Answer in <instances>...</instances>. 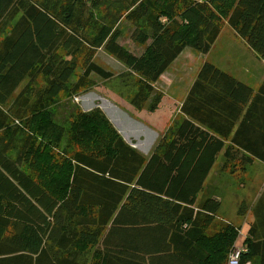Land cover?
<instances>
[{"label": "trees", "instance_id": "16d2710c", "mask_svg": "<svg viewBox=\"0 0 264 264\" xmlns=\"http://www.w3.org/2000/svg\"><path fill=\"white\" fill-rule=\"evenodd\" d=\"M122 21L141 55L119 43ZM224 23L264 61V0H0V264H72L63 250L86 253L106 232L148 235L115 241L126 264L227 262L240 229L226 223L209 236L197 219L205 210L212 220L221 203L210 197L202 211L193 207L247 106L232 142L264 163V82L254 94L206 62L182 104L184 119L148 159L100 108L73 103L96 87L93 76L114 77L95 62L102 49L126 68L119 76L129 103L155 111V84L185 49L207 55ZM63 104L71 112L60 123L52 109ZM130 204L150 218L122 223ZM252 212L238 264H264V193Z\"/></svg>", "mask_w": 264, "mask_h": 264}, {"label": "crops", "instance_id": "0c3cea01", "mask_svg": "<svg viewBox=\"0 0 264 264\" xmlns=\"http://www.w3.org/2000/svg\"><path fill=\"white\" fill-rule=\"evenodd\" d=\"M232 34H235V32ZM220 41L219 40L216 41V43L214 44L215 45L214 48L213 47L212 48L215 49ZM243 41L245 42V40ZM240 42L241 40L228 41L227 43H229L231 46L230 47L226 46L223 61L218 62L219 65L228 69L229 72L222 70L223 68H221L220 66H218V68L228 73L232 77L236 78L238 81L244 83L248 87H250L253 90L254 94H256L264 82V75L261 78H259V80L252 82V79L255 78V76L250 78L248 76L250 72L244 71L245 66L236 64L232 62L230 59V56L236 51V49L240 48L239 47ZM186 50L187 49H185L184 52ZM250 50L252 49L250 48ZM184 52L179 56V58L174 63L178 62L181 59ZM245 52L246 50H244V55ZM210 54L208 56L205 55L203 60H208ZM186 58L187 60L195 59V57H193L192 54L187 55ZM199 64L200 62L197 60V63L195 64L192 74L190 75L189 82L185 84L184 91L187 92L189 87H191V84L194 82V79L196 78V74L198 72V68L200 67ZM263 67H264V63H263ZM248 108L249 106L245 108V110L242 113V117L239 119V121L236 122L230 138L223 141L224 149L218 155L216 163L210 170L208 177L206 178L201 188V192L198 195L197 204H195V207H193V209L195 210V214L198 211H202L199 208L200 203H202L203 201H205L210 197L213 200L221 203L220 210L218 211L217 215L214 218H212V220L205 218V216L210 217L211 215L208 212H205V210L201 212V216L197 219V222L199 223L200 226L199 229L203 230L204 233L208 234L209 236L214 235L223 227L224 224L228 223L225 221V215L228 214L226 210L228 208V204H230V199L233 202L232 207L234 208L235 211L234 214L236 215V217L242 222H244L246 225L249 224L250 226V224L253 223L252 209H254L257 206L259 200L261 199L262 194L264 193V163L258 160L257 158H255L253 154L245 150V148H243L242 146L236 145L232 142V137L234 136L236 131L240 129L245 117L244 115L247 114ZM115 114H116L115 120L111 119L110 121L116 126L118 131L122 134L124 140L128 144H132L131 142H133L134 141L133 139L135 138H137L138 140L139 138L137 137V134L139 130L135 125H133V122L128 123L127 121H125V123H127L128 126L127 128H125L122 122V119L124 118L119 115L118 108L116 109ZM244 136L246 138H249V136L246 135L245 133ZM148 138L149 136L141 137L139 139V141H141V144L136 143L135 145H132V147L137 149L147 159L150 158L154 148L158 144V139H157L150 152L146 154L144 151L148 146ZM246 138L244 137L240 138V142L252 143L254 145L262 144L260 141H255L256 138L255 139L252 138L250 140H247ZM227 152H229V154H227ZM198 158L199 157L197 156L196 159ZM183 186L184 185H180L179 190H182L184 188ZM230 193L232 194L229 197ZM254 194H256V196H254ZM240 207H243L244 209L246 207L249 208L245 216L239 215ZM130 209L136 212H140V216H138L134 211H131ZM147 211L148 210L146 207L144 208L142 206L130 204L128 210L124 211V213L122 214L120 221L122 223L129 224L132 222H136L137 218H144L137 222H146V219L150 218ZM235 226L240 229L241 233L243 231L242 233L243 237L240 238L239 241L245 239L247 233H245L244 230H242V226L240 224L238 225L236 224ZM123 234L124 235L115 236V234H109L108 232H106L102 237L101 243L104 240V238L110 235V241L107 243V246H104L103 244L99 243L95 248L90 249L86 253L79 252L77 250L75 251L73 250V248H66V250H63L65 253L64 256H66V258H71V261L75 260L71 262L72 264H126L125 259H123L122 261L118 259V255H117L118 248L116 246L115 241L120 238H122L121 240L122 243H124L123 241L137 240L138 238H140V240L142 239L144 240V239H148L147 238L148 235H143L142 233L140 235H132V234L129 235L127 233H123ZM225 264H229L228 261Z\"/></svg>", "mask_w": 264, "mask_h": 264}, {"label": "rangeland", "instance_id": "374dc122", "mask_svg": "<svg viewBox=\"0 0 264 264\" xmlns=\"http://www.w3.org/2000/svg\"><path fill=\"white\" fill-rule=\"evenodd\" d=\"M119 29L121 31L119 43L135 56L141 55L144 47L138 46L133 43L131 39V34L133 31L132 26L129 23L122 21L121 25H119ZM222 32L218 38L219 41L221 38V41L215 49H213L215 45L213 46L210 51L211 54L209 53L210 57L208 60H203L205 55L187 48L181 59L171 65V67L166 71V73L168 74L165 73V75H163L155 84V92L158 93L161 100L158 104L157 109L153 112L147 109L141 111L136 110L129 103L127 95L129 94L128 90L125 88L124 83L122 82V78L119 76L123 73H126V68L116 59L112 58L110 55L104 52V50L102 49L98 51L95 62L106 70L111 71L114 74V77L109 81H104L97 76H93V79L96 81V87L86 93L81 94L80 96L74 97L73 103L77 105L83 112H89L94 108H100L109 120H115V111L118 108L119 115L124 118L122 119V122L125 128L128 127L125 121H127L128 123L133 122V125H135L139 130L137 134V137L139 139L141 137L149 136L148 146L144 151L146 154H148L157 139L159 142L171 127L178 125V123H180L184 119V116L181 113V107L191 88L189 87L187 92L184 91L185 84L189 82L190 75L192 74L197 60L200 62L198 72L206 62H209L216 67L220 66L221 68H223L222 70L229 72L228 69L219 65L218 62L223 61L226 46H231L229 43H227L228 41L241 40L239 44L240 48L236 49V51L230 56L231 61L241 66H245L244 71L250 72L248 76L250 78L255 76V78L252 79V82L259 80V78L264 75V62L253 50H250V47L248 46L246 41L244 42L240 36L236 35V33L232 34L234 33V30H232V28H230L227 23H224L222 25ZM244 50H246L245 55ZM189 54H192L195 59L187 60L186 56ZM198 72L196 74V77L198 75ZM193 83L191 84V86L193 85ZM52 110L57 113V120H59L60 123L65 121L71 112L70 105L68 104H63L60 107L53 108ZM114 127L116 128L115 125ZM139 139H133L134 141L131 142L132 144L130 145L132 146L136 143L141 144V141H139ZM231 194L232 193L229 194V197ZM254 196H256V194H254ZM232 206L233 202L230 199V204H228V208L226 210L228 214L225 215V221L233 225L240 224L242 226V230L247 233L249 224L246 225L236 217V215L234 214V208ZM229 258L230 253L227 259L228 263Z\"/></svg>", "mask_w": 264, "mask_h": 264}, {"label": "built area", "instance_id": "2783aa9c", "mask_svg": "<svg viewBox=\"0 0 264 264\" xmlns=\"http://www.w3.org/2000/svg\"><path fill=\"white\" fill-rule=\"evenodd\" d=\"M242 237V233L239 232V238L236 242L235 246H233L230 252L229 264H238L240 262L241 256L243 253L247 252V248L243 247L240 244V238Z\"/></svg>", "mask_w": 264, "mask_h": 264}, {"label": "bare ground", "instance_id": "6f19581e", "mask_svg": "<svg viewBox=\"0 0 264 264\" xmlns=\"http://www.w3.org/2000/svg\"><path fill=\"white\" fill-rule=\"evenodd\" d=\"M115 116H116V114H115Z\"/></svg>", "mask_w": 264, "mask_h": 264}]
</instances>
